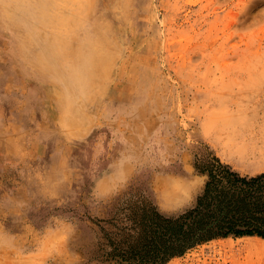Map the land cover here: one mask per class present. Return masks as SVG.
Segmentation results:
<instances>
[{
  "label": "rangeland",
  "instance_id": "obj_1",
  "mask_svg": "<svg viewBox=\"0 0 264 264\" xmlns=\"http://www.w3.org/2000/svg\"><path fill=\"white\" fill-rule=\"evenodd\" d=\"M53 1L40 15L0 0V264H117V218L131 224L136 198L191 207L210 153L264 172V0ZM59 17L83 20L60 32ZM35 34L64 46L52 67L27 47ZM164 264H264V239Z\"/></svg>",
  "mask_w": 264,
  "mask_h": 264
},
{
  "label": "trees",
  "instance_id": "obj_2",
  "mask_svg": "<svg viewBox=\"0 0 264 264\" xmlns=\"http://www.w3.org/2000/svg\"><path fill=\"white\" fill-rule=\"evenodd\" d=\"M195 169L206 181L191 207L168 215L139 197L130 209V225H119L117 218V264H164L217 238L264 239V172L241 174L213 153L197 160ZM127 230L133 234L127 236Z\"/></svg>",
  "mask_w": 264,
  "mask_h": 264
},
{
  "label": "bare ground",
  "instance_id": "obj_3",
  "mask_svg": "<svg viewBox=\"0 0 264 264\" xmlns=\"http://www.w3.org/2000/svg\"><path fill=\"white\" fill-rule=\"evenodd\" d=\"M4 1H6V0H3V2ZM31 1L32 0H17V2H18L17 3L18 10H20V11H29L30 10V6H31V5H29V2H31ZM42 1H46V0H34V2H36L38 4V7H42L43 6V3H41ZM49 1L53 2V4H55L53 0H47V2H49ZM57 1H59L64 6V8L69 9L70 6H71V8L73 10H75V12H77V13H81L82 10H83L82 0H57ZM73 6H74V8H73ZM44 13H45V11H44V8H43L40 11V15H42ZM82 20L80 21V20L75 19L71 23L68 22L66 24H62V17H59L58 21H59V23H61V25L58 26V30H60V32H62V31H70V30H72L71 27L73 25H80ZM29 21L31 22L32 19H30ZM15 25H17V24H15ZM69 26H70L71 29H65V28H67ZM96 37H97V35H96ZM86 39H88V38H86ZM49 41H50V38L48 36H42L41 38H39L38 34H35L34 36L33 35H28L27 44L26 45H27V47L35 48L34 52H35L36 56H38V58L46 59V57L50 56V54L56 55V56L59 55L60 52H61V49L64 47V46H61V45L54 46L53 44H50ZM44 59L43 60H38V62L40 63V66L43 67L45 65H48V66L52 67V64H50L49 61H46ZM70 68H72V70L76 69V67H74V66H71ZM73 81L77 82V79L73 78Z\"/></svg>",
  "mask_w": 264,
  "mask_h": 264
},
{
  "label": "clouds",
  "instance_id": "obj_4",
  "mask_svg": "<svg viewBox=\"0 0 264 264\" xmlns=\"http://www.w3.org/2000/svg\"><path fill=\"white\" fill-rule=\"evenodd\" d=\"M83 77L89 84H91V79H92L91 62L86 64L84 71H83Z\"/></svg>",
  "mask_w": 264,
  "mask_h": 264
}]
</instances>
